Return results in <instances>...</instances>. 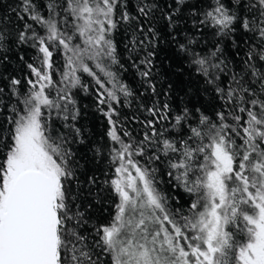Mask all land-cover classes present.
Returning <instances> with one entry per match:
<instances>
[{
  "label": "snow or ice",
  "instance_id": "1",
  "mask_svg": "<svg viewBox=\"0 0 264 264\" xmlns=\"http://www.w3.org/2000/svg\"><path fill=\"white\" fill-rule=\"evenodd\" d=\"M45 7L46 14L34 0H19L12 9L15 19L0 16V51L22 44L38 48L46 69L28 65L36 80H28L25 93L17 88L19 79L9 82L17 106L0 124V264H100L104 254L107 264H264V0H211L206 7L193 0H136L132 10L129 0H49ZM160 22L197 73L214 86L225 110L213 120L197 109L193 125L185 109L172 124L179 138H169L155 119H166L167 114L153 105L148 109L153 119L144 121L148 131L134 144L117 134L112 121L116 110L109 103L105 112L113 125L109 135L119 146L110 149L111 161L118 164L111 184L119 203L114 219L95 227L96 238L89 243L79 230L86 223L83 214L73 211L71 203L72 153L51 119L53 110L65 121L78 115L76 109L68 114V104L75 103L70 92L60 95L57 90L52 97L47 91L58 88L51 75L53 50L62 46L67 58L68 71L61 79L65 88L84 87L77 75L82 71L104 90L99 104H120L118 93L124 97L133 93L125 85L117 88L116 74L103 63L105 59L119 63L113 33L123 29L130 59L145 53L139 61L144 66L141 76L155 94L151 80L155 53L148 49L160 35ZM183 25L201 35L210 30L219 38L210 54L192 49L196 41ZM237 33L242 34L239 39ZM225 40L236 56L241 45L246 50L241 71H232L222 87L218 81L227 68ZM87 61H94L110 78L112 89L105 88L106 82ZM3 95L0 88V104ZM74 131L79 135L80 129ZM153 137L159 154L150 159L163 156L175 170L167 174L194 196L190 215L170 209L155 177L131 158L143 155L145 142L151 145ZM229 225L236 230L229 231Z\"/></svg>",
  "mask_w": 264,
  "mask_h": 264
},
{
  "label": "trees",
  "instance_id": "2",
  "mask_svg": "<svg viewBox=\"0 0 264 264\" xmlns=\"http://www.w3.org/2000/svg\"><path fill=\"white\" fill-rule=\"evenodd\" d=\"M19 0H0V16L8 15L15 19V12L12 11L18 4ZM41 12L46 14V4L49 0H34ZM199 3L206 7L211 0H193V3ZM136 0H129L130 10L134 9ZM188 32V36L193 37L196 41L191 45L192 49L201 55H208L214 49L217 37L211 35L210 30L205 29L203 35L197 30L192 29L190 25H183ZM159 37L153 46L149 47V51H154L152 58V83L156 86V92L153 94L148 85L144 82L141 72L144 66L139 63L143 58L144 52L141 51L129 58L128 50L124 44L127 37L124 35L123 29L113 33L117 47L118 64H110L105 59L104 65L108 71L116 74V87L125 85L133 93L129 97H124L122 93H118L121 103L116 104L106 101L105 104H99V93L103 89L96 84L95 78L89 76L82 71L77 72L80 76V83L84 87L77 86L75 88H65V83H61L62 74L68 71L66 66V56L63 53L62 46L53 50V69L51 75L55 85L58 88L48 89L47 91L52 97L56 96V91H60L63 95L65 91L71 93L74 104H68L69 116L72 110H78L76 119L65 121L62 117H58L53 110L52 123L54 129L63 133L67 139L65 147L72 153L71 163L75 172V176L68 182L73 211L78 210L83 214L82 219L86 221L80 227V232L89 237V243L96 238L95 227L106 225L112 221L117 214V204L119 197L114 191L111 181L117 178L115 168L117 163L111 161L110 149L119 147L111 140L109 133L112 131V123L105 115L109 111L108 104L116 110V114L112 116L115 123V130L118 135L125 141L132 140L138 143L144 139V134L148 131L144 121L153 119L148 109L156 105L161 109V113L167 114L166 119L157 116L156 127L164 131V135L169 138H179L178 133L172 128L175 115L182 114L187 109L193 119L191 123L195 125L199 113L216 119V113L225 110V105L220 99L218 93L215 92L212 84L206 83V78L197 73L195 66L190 63V57L180 52L177 44L173 41L169 31L163 26V22L157 24ZM71 26H69V31ZM37 31H42L37 27ZM242 34L237 33V39ZM180 42H186L183 35L177 37ZM74 40L73 43H76ZM83 46V45H82ZM225 49V57L227 68L220 73L218 83L223 87L230 81L231 72H239L242 69L241 61L244 59L245 45H241L239 56L234 53L236 49L231 46L229 40L223 42ZM42 53L38 48L30 45H11L8 50L0 51V88H4L3 103L0 104V124H3L6 116L10 114L11 108L17 106V98L12 95L10 80L15 78L20 80L17 86L20 93H25L30 88L28 80L35 81L36 77L32 73L28 65H33L39 70H46L41 64ZM90 68L96 72L97 76L105 81V88L112 89L113 84L108 83L110 79L101 73L95 67L94 61H87ZM106 96V93H105ZM63 104V101H59ZM167 103L170 109H163L162 105ZM6 106V107H5ZM70 125L66 127L65 125ZM10 127V125H5ZM74 128L80 129L79 135ZM186 131V129H185ZM124 132L130 133L125 136ZM239 143V140H237ZM143 155L134 154L131 158L138 163L141 168H147L151 175L155 177V186L159 191L168 198V204L173 211H179L182 214H188L190 205L194 196L184 190L182 184L177 182L174 177H170L167 173L171 170L165 162V158L161 156L160 160L150 159L159 154L156 152L155 137L153 143L147 144ZM99 150V154L98 151ZM155 169V172H152ZM130 171L135 172L134 169ZM229 231H235L233 225L228 226ZM242 239V237H237ZM99 251V249H97ZM109 257L104 254L100 257V264H107Z\"/></svg>",
  "mask_w": 264,
  "mask_h": 264
},
{
  "label": "rangeland",
  "instance_id": "3",
  "mask_svg": "<svg viewBox=\"0 0 264 264\" xmlns=\"http://www.w3.org/2000/svg\"><path fill=\"white\" fill-rule=\"evenodd\" d=\"M133 175H135V172H133Z\"/></svg>",
  "mask_w": 264,
  "mask_h": 264
}]
</instances>
